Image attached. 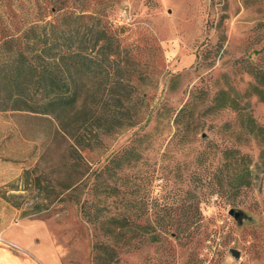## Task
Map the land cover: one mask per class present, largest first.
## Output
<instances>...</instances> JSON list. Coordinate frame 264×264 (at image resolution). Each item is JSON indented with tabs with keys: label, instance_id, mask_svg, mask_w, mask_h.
<instances>
[{
	"label": "rangeland",
	"instance_id": "obj_1",
	"mask_svg": "<svg viewBox=\"0 0 264 264\" xmlns=\"http://www.w3.org/2000/svg\"><path fill=\"white\" fill-rule=\"evenodd\" d=\"M83 7L88 14L104 9L123 49V71L113 72L125 82L104 95L96 114L69 110L63 120L80 123L74 134L93 146L83 152L93 170L135 143L138 155L113 179L120 199L111 198L109 207L139 217L145 228L151 221L146 231L168 228L159 243L117 248L115 264H264L262 146L246 140L235 111L213 110L226 91L264 125V103L247 94L255 81L241 68L242 59L257 63L262 56L256 53L264 47V0H86ZM190 102L189 131L176 133V115ZM129 121L138 125L118 128ZM63 134L52 117L0 112V238L17 224L13 233L30 235L38 262L93 264V247L104 238L77 206L63 202ZM243 143L258 164L254 187L236 199L208 197L222 151ZM232 209L242 212L241 221ZM195 215V232L176 238V227Z\"/></svg>",
	"mask_w": 264,
	"mask_h": 264
},
{
	"label": "trees",
	"instance_id": "obj_2",
	"mask_svg": "<svg viewBox=\"0 0 264 264\" xmlns=\"http://www.w3.org/2000/svg\"><path fill=\"white\" fill-rule=\"evenodd\" d=\"M85 1L0 0V112H28L56 119L69 144L64 160L63 202L77 206L84 221L93 225L104 238L93 247L96 252L93 264H115L117 248L133 244V249H137L145 242L159 243L168 228L159 225L160 228L152 226V231H146L154 225L151 221L145 228L138 223L139 217L131 220L126 211L109 207L111 198L120 199V189L112 184L113 179L138 155L135 143L117 160L112 159L93 170L83 156V152L91 151L93 146L74 134L80 131V123L63 120L69 110L81 113L84 109L96 114L102 107L104 95L114 85L123 86L125 82L120 77L116 79L113 72L115 69L123 71L124 60L116 32L107 21L104 9L88 14L83 7ZM53 14L56 16L49 19ZM256 54L262 55L257 63L247 57L241 60V68L255 81L247 94L264 103V47ZM215 101V112L235 111L236 126L247 141L259 142L263 160L264 125H258L251 112L240 107L226 91L216 96ZM190 107L191 102L177 113L176 133L189 131L185 118ZM137 125L136 121H129L118 128ZM246 146L243 143L224 148L222 164L208 179V197L236 199L254 187L258 164L243 151ZM201 203H194L195 211H200ZM200 220L195 215L186 220L185 226L178 225L176 238H189ZM127 231L132 234L129 241Z\"/></svg>",
	"mask_w": 264,
	"mask_h": 264
},
{
	"label": "crops",
	"instance_id": "obj_3",
	"mask_svg": "<svg viewBox=\"0 0 264 264\" xmlns=\"http://www.w3.org/2000/svg\"><path fill=\"white\" fill-rule=\"evenodd\" d=\"M16 226L17 224L9 226L6 230L3 231L1 235L0 264H46L43 261L38 262L36 260V258L41 256V253L36 251L37 254H33V251H35V242L27 232L20 231L17 233L16 231L15 233H13L12 230L15 229ZM12 236L17 237L18 241L19 238H22L27 243L23 245L15 242L13 241ZM38 243H40V241ZM44 257L45 260L48 261V263H51L47 255H45Z\"/></svg>",
	"mask_w": 264,
	"mask_h": 264
},
{
	"label": "water",
	"instance_id": "obj_4",
	"mask_svg": "<svg viewBox=\"0 0 264 264\" xmlns=\"http://www.w3.org/2000/svg\"><path fill=\"white\" fill-rule=\"evenodd\" d=\"M230 215L234 216V218L236 220H238V221H241L242 218L244 217L243 214H242V212L240 210H238V209H232L230 211ZM233 254L236 255V256H238V252L237 251H233Z\"/></svg>",
	"mask_w": 264,
	"mask_h": 264
}]
</instances>
